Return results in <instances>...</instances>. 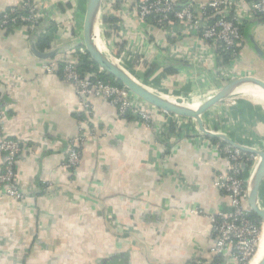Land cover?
I'll use <instances>...</instances> for the list:
<instances>
[{
  "label": "crops",
  "instance_id": "1",
  "mask_svg": "<svg viewBox=\"0 0 264 264\" xmlns=\"http://www.w3.org/2000/svg\"><path fill=\"white\" fill-rule=\"evenodd\" d=\"M21 1L0 0V16ZM40 1L45 14L39 28L19 26L0 35L4 133L22 146L15 171L20 185L31 189L22 202L0 190V264H235L230 251L211 252L210 216L230 208V198L215 187L228 168L222 140L197 135L191 118H183L179 133L167 139L159 124L152 128L121 118L99 99L86 109L60 71L47 74L44 66L79 48L88 0ZM138 1L112 0L101 12L104 38L122 66L137 77L154 67L148 79L153 87L177 96L203 84L219 85L213 58L192 63L194 54H180L202 45L187 27L176 35L170 28H151L134 14ZM104 16L120 20L119 40ZM263 19L244 22L236 77L264 81ZM33 48L55 55L42 58ZM125 54L140 65L125 62ZM168 66L177 73L164 74ZM244 87L209 110L203 122L236 143L263 150L264 108L236 98L249 91L238 93ZM81 137L80 163L71 168L69 146ZM3 164L0 160V171ZM259 200L264 207V181Z\"/></svg>",
  "mask_w": 264,
  "mask_h": 264
},
{
  "label": "built area",
  "instance_id": "2",
  "mask_svg": "<svg viewBox=\"0 0 264 264\" xmlns=\"http://www.w3.org/2000/svg\"><path fill=\"white\" fill-rule=\"evenodd\" d=\"M67 1L76 0H56L59 3ZM111 5L112 0H103L102 9L110 8ZM44 14L42 1L22 0L19 6L1 14L0 35L19 26L35 30L40 27ZM134 14L147 22L151 28L164 32L170 28L169 33L173 32V35L182 32L183 26H186L188 35L196 37L202 45L187 52L182 51L180 54H194L190 57L192 63H199L200 58L204 56L213 58L217 66L212 73L220 81L228 82L239 78L234 71L242 54L244 22L252 18H264V0H208L203 4L191 2L185 6H181L179 0H139ZM79 45L78 49L50 61L44 66V71L47 74L60 71L63 80L74 87L86 109L90 108L91 99H99L114 106L121 118L130 117L152 128L159 124L162 126L161 135L167 139L179 133L184 117L172 115L148 104L124 86L104 81L101 75L106 73L100 68L98 73L92 76L82 74L79 66L82 57L87 56L88 52L82 43ZM6 116V110L0 106V160H4L0 171V190L22 202L28 197L31 189L21 186L18 181L15 166L22 146L20 142L8 138L4 133ZM192 121L197 135L205 137L199 130L197 122L194 119ZM204 127L209 132L227 136L205 124ZM82 142L83 137L70 143L67 163L71 168H77L80 163L78 144ZM222 142L225 145L221 152L228 161V168L225 174H219L215 187L230 198V208L210 216L214 224L215 238L211 252L220 256L230 251L235 264H248L256 253L263 225L253 218L254 214L247 202L248 180L242 175L247 168V155H251L253 168L256 159H253L254 154H249L223 140ZM197 212L203 213L193 211Z\"/></svg>",
  "mask_w": 264,
  "mask_h": 264
},
{
  "label": "water",
  "instance_id": "3",
  "mask_svg": "<svg viewBox=\"0 0 264 264\" xmlns=\"http://www.w3.org/2000/svg\"><path fill=\"white\" fill-rule=\"evenodd\" d=\"M192 0H179L181 6H185L191 3ZM103 0H88L86 6V14L84 18L83 24V42L82 44L85 46L88 55L90 58L102 69L107 75L112 76L115 81L120 82L124 87L128 88L132 93L136 96L147 102L148 104L163 110L172 115L181 116L184 118L194 119L197 124L199 130L207 137L210 138H219L223 141L239 148L249 154L258 155L260 161L254 170V180L251 185L247 186V202L251 212L257 216L264 226V207L260 203L259 200V191L261 185L264 181V149L263 150H255L250 147H245L239 143L232 141L229 137L224 136L222 134H218L216 132H209L205 129L203 124V115L212 107L219 104L221 101L226 99L231 93L235 90L247 86L252 85L255 86L262 91H264V81L255 77H240L234 80H230L209 98H207V102L200 106L197 109H181L177 106L166 102L149 91H147L141 83L135 80L127 71H125L122 67H119L115 63L108 60L98 49L94 33L92 30L93 20L96 17L100 19L101 10H102ZM264 20V19H263ZM262 21V20H260ZM34 53L42 58H49L55 55V53H46L40 54L35 48H33ZM258 264H264V256L262 260Z\"/></svg>",
  "mask_w": 264,
  "mask_h": 264
},
{
  "label": "bare ground",
  "instance_id": "4",
  "mask_svg": "<svg viewBox=\"0 0 264 264\" xmlns=\"http://www.w3.org/2000/svg\"><path fill=\"white\" fill-rule=\"evenodd\" d=\"M100 22V19L98 17L95 18V20H93V24H92V30L94 33V38H95V42L96 45L98 47V49L101 51V53L111 62L115 63L116 65H118L119 67H122L125 71H127L132 77H134L133 73L130 72V70L126 67V66H122L118 60L116 58H114L111 54V51L108 47L107 41L104 38L103 35V29L101 27H97V23ZM137 81V80H136ZM139 82V81H138ZM140 83V82H139ZM143 85V84H141ZM150 85H152L150 83ZM143 87L149 91L150 93H152L153 95H155L156 97L169 102L170 104L177 106L181 109H197L200 106H202L203 104H205L207 102V98H209L210 96H212L214 93L208 95V97L203 98V97H183L180 99L175 98L174 94H164L166 93L165 90H159L160 92H156L154 88V90H150L148 89V87L144 86ZM243 90H249L247 92H243V99L248 100L249 102H251L252 104H255L257 106H260L261 108H264V91H262L261 89L255 87V86H247L242 88L241 90L238 91V93L242 92ZM240 96V95H239ZM197 99V100H196ZM180 100V101H179ZM196 100V101H195ZM194 127V126H193ZM260 161L259 156L257 155L256 158V166L258 165ZM254 172H250L248 179V184L251 185L253 180H254ZM264 256V226L263 229L261 231V235L259 238V243L257 246V250L255 255L251 258V260L249 261L248 264H258L262 258Z\"/></svg>",
  "mask_w": 264,
  "mask_h": 264
},
{
  "label": "trees",
  "instance_id": "5",
  "mask_svg": "<svg viewBox=\"0 0 264 264\" xmlns=\"http://www.w3.org/2000/svg\"><path fill=\"white\" fill-rule=\"evenodd\" d=\"M69 8H70V10H72V12L75 11L73 9V6H70ZM104 19H105L104 20L105 24L108 25L109 30H111V33L113 34L112 35L113 39L116 41L119 40L121 38L120 36H122V33L120 35V29L117 27V24L119 23L120 20L115 18V17H112V16L108 17V18L106 16H104ZM69 35L73 37V33H69ZM43 41L47 42V40L46 41L43 40ZM46 47H47V43H46ZM147 59H149V58H147ZM79 68H80L81 73L86 75V76H92L95 73H98V70H99V66L90 58L89 55L82 57ZM153 69H154V67H153ZM153 69H151L148 72V74L138 75V77L144 81L149 79L154 73L152 71ZM176 73H177V70L171 66H168L164 70V74H166V75H174ZM101 78L106 82H111V83L116 84L118 86H123L120 82L115 81V79L110 75L103 74V75H101ZM212 141L215 142L216 140L213 139ZM220 143H221V147H223L225 145V143L222 141H220ZM250 157H251V155H247V157H246L247 158V161H246L247 168L244 171V174L242 175V177L245 179H247L249 177L250 169L252 170V166H253V163L250 160ZM253 218L261 222V220L257 216L253 215Z\"/></svg>",
  "mask_w": 264,
  "mask_h": 264
},
{
  "label": "rangeland",
  "instance_id": "6",
  "mask_svg": "<svg viewBox=\"0 0 264 264\" xmlns=\"http://www.w3.org/2000/svg\"><path fill=\"white\" fill-rule=\"evenodd\" d=\"M87 6V5H86ZM85 14H86V8H85V10H84V12H83V18H82V24H84V18H85ZM100 18H101V21H102V14L100 15ZM97 27H101L102 25H100V22H98L97 24ZM83 28V27H82ZM81 28V29H82ZM103 31H104V29H103ZM103 35H104V32H103ZM78 37H79V39H80V43H82L83 42V29H82V32L78 35ZM107 44H108V47H109V49H110V51H111V54H112V56L114 57V58H116L117 60H118V62L121 64L122 63V59H120L119 57H117V56H115V54H114V52L111 50V48H110V46H109V43L107 42ZM129 55L131 56L132 54H125V56H124V61L125 62H131L132 63V66L133 67H138V65H140L139 63L138 64H136V59H132V57L131 58H129ZM145 62V61H144ZM122 65V64H121ZM141 70H143V72H148L149 70H148V68H144V69H141ZM145 70V71H144ZM131 73H133V71H130ZM133 75H134V77L133 78H135V80H137V81H139L141 84H143L145 87L147 86L148 87V89H150V90H154V87H153V83L154 82H150L148 79L147 80H142V79H140L139 77H137V75L136 74H134L133 73ZM150 83L152 84V85H150ZM224 83H226L225 81H221L220 82V84L219 85H216V84H211V85H209V84H203L202 86H197L196 88H194V89H192L190 92H188V93H186L185 95H183V96H177V95H175L174 93H172V92H169V91H165L166 93H164V94H174V96H175V98H177V99H180L181 97H203V98H206V97H208V95H210V94H212V93H216L223 85H224ZM155 91L156 92H160L159 90H157V89H155ZM161 93V92H160ZM208 93V94H207ZM182 94V93H181ZM203 95V96H202ZM236 96V98H243L241 95L239 96V94H237V95H235ZM197 100V99H196ZM195 100V101H196ZM180 101V100H179ZM213 108H216V107H212L211 109H209L208 111H209V113H212V112H214V110L215 109H213ZM208 111L205 113V114H207L208 113ZM204 114V115H205ZM203 115V116H204ZM260 150H262V149H260ZM257 158V155H254V157H253V159H256ZM255 168H256V163L254 164V168L252 167V170L250 169V172H254V170H255ZM262 229H263V226H262Z\"/></svg>",
  "mask_w": 264,
  "mask_h": 264
}]
</instances>
